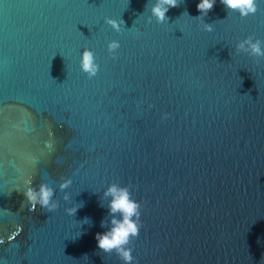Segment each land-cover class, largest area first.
<instances>
[{"label":"water","instance_id":"obj_1","mask_svg":"<svg viewBox=\"0 0 264 264\" xmlns=\"http://www.w3.org/2000/svg\"><path fill=\"white\" fill-rule=\"evenodd\" d=\"M154 2L0 0V264H123L95 238L112 183L141 205L133 264H264V58L236 52L264 41V0L246 18L178 0L162 24ZM29 180L55 211H29Z\"/></svg>","mask_w":264,"mask_h":264},{"label":"clouds","instance_id":"obj_2","mask_svg":"<svg viewBox=\"0 0 264 264\" xmlns=\"http://www.w3.org/2000/svg\"><path fill=\"white\" fill-rule=\"evenodd\" d=\"M216 0H199L197 10L200 15L196 18H204L211 11ZM228 12H238L241 18H246L257 12L256 0H220ZM178 0H155L151 4L150 13L147 22L151 23L155 18L157 23H165L168 21L166 13L170 8L177 7ZM149 5L146 4L145 8ZM105 22L117 33L122 31L124 21L122 19H107ZM204 31L211 32L212 24L203 23ZM118 41L113 40L107 44L109 55L115 58L116 50L119 49ZM236 52L247 53L251 57L264 58V41L254 39L248 36L236 44ZM80 70L87 74L89 78H93L99 71V65L96 62L95 54L92 50L85 47L80 56ZM62 182L59 184L61 191L69 188L72 184L70 178L61 177ZM31 180L28 181L29 186L23 191L25 200L30 205L29 211H35L37 206L48 212H53L58 208V202L53 200L54 190L45 182H41L38 187L31 186ZM105 197H111L108 203L110 227L103 233L96 234L97 246L105 254L115 253L117 257L123 261V264H133L132 248L129 245L139 236L141 228V205L132 198V194L128 187L120 186L112 183L108 186L104 193ZM65 201L70 199L68 194L63 196ZM23 207V204L21 205ZM77 207H68L65 209L69 216H74ZM88 221V219H85ZM109 221L102 220L101 227H107Z\"/></svg>","mask_w":264,"mask_h":264}]
</instances>
